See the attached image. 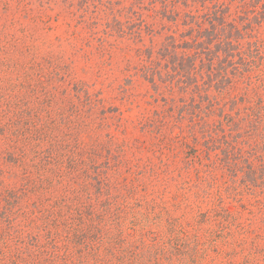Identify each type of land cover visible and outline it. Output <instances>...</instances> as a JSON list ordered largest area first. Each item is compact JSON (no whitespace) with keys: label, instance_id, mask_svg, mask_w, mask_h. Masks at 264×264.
<instances>
[{"label":"trees","instance_id":"1","mask_svg":"<svg viewBox=\"0 0 264 264\" xmlns=\"http://www.w3.org/2000/svg\"><path fill=\"white\" fill-rule=\"evenodd\" d=\"M58 5L94 35L96 15H108L106 36L96 39L99 53L107 39L138 45L137 72L164 105L148 128L161 137L179 131L173 139L195 154L185 153L186 166L201 161L207 169L244 173L259 196L264 230V143L247 147L258 166L241 147L244 135L264 141V0H0V143L22 180L15 190L0 181V264H158L155 252L134 255L120 229L118 214L133 196L109 185L108 145L98 137L81 156L82 132L94 135V126H104L105 114L117 109L85 85L67 83L25 44L34 32L49 30L44 14ZM26 19L32 26L24 29ZM158 27L174 31L157 47ZM183 122L194 141L200 127L206 151L181 140ZM28 194L42 197L30 213L21 200ZM255 239L249 238L245 264L264 260V237Z\"/></svg>","mask_w":264,"mask_h":264},{"label":"rangeland","instance_id":"2","mask_svg":"<svg viewBox=\"0 0 264 264\" xmlns=\"http://www.w3.org/2000/svg\"><path fill=\"white\" fill-rule=\"evenodd\" d=\"M60 7L44 14L49 30L34 32L33 39L24 38L25 44L33 46L41 60L57 67L56 73L63 75L67 83L85 85L90 92L99 93L107 107L117 109V113L105 114L104 126H94V135L86 130L82 132L84 153L81 156L86 157L87 145L98 137L108 145L112 153L109 166H105L109 185L118 187L122 194L125 192V197L133 196L118 214L129 250L134 255L155 252L158 264H245L252 254L249 245L258 242L255 237H264L255 188L250 186L244 173L231 175L227 169H207L201 161L186 166L185 153L188 157L195 154L173 139L179 131L166 130L161 137L146 125L156 112L164 110V105L156 100L149 84L137 72L140 60L135 51L138 45L107 39L99 53L96 39L106 36L108 15L96 12L98 22L94 35L84 25L76 24L77 16L66 18ZM24 18L22 16L20 21ZM23 25L24 29L32 26L27 19ZM7 31L13 30L8 27ZM172 31L174 29L163 31L158 27L153 44L158 47L164 33ZM259 33L264 39V25ZM148 42L146 38L147 45ZM56 85L54 82L52 87ZM241 92L244 90L240 89ZM248 97L253 104L254 95L248 93ZM215 119L212 117L210 121ZM183 126L181 140L198 152L206 151L200 127L193 129L194 141L185 122ZM254 142L264 143L258 136L244 135L245 145L241 147L250 164L258 166L259 162L253 161L247 149ZM1 149L2 143L0 181L5 188L15 190L21 187L22 180L17 179L18 169L6 161ZM211 155L214 156L213 152ZM237 162L232 163L239 164ZM203 163L206 162L203 160ZM82 180V177L76 178L71 187L78 190ZM83 190L88 194L92 191L89 186ZM21 200L25 211L30 213L37 210L42 197L28 194L21 196ZM249 238H253V242L249 243ZM252 264H264V260L255 258Z\"/></svg>","mask_w":264,"mask_h":264}]
</instances>
